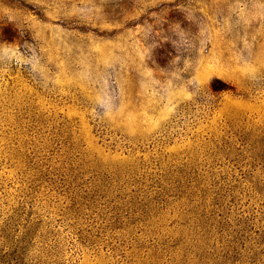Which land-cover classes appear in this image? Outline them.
I'll list each match as a JSON object with an SVG mask.
<instances>
[{"label": "rangeland", "instance_id": "1", "mask_svg": "<svg viewBox=\"0 0 264 264\" xmlns=\"http://www.w3.org/2000/svg\"><path fill=\"white\" fill-rule=\"evenodd\" d=\"M3 49L0 264H264V0H0Z\"/></svg>", "mask_w": 264, "mask_h": 264}, {"label": "clouds", "instance_id": "2", "mask_svg": "<svg viewBox=\"0 0 264 264\" xmlns=\"http://www.w3.org/2000/svg\"><path fill=\"white\" fill-rule=\"evenodd\" d=\"M180 41L184 40L181 32H177ZM0 63H23L32 70H37L40 66L38 55L33 53L27 60L21 61L19 54L12 49L0 50ZM114 85L107 79L102 78L97 82L98 91L96 93L94 104L96 111L94 117L97 119H111L113 115L119 113L120 105L118 103L120 97L118 93H113Z\"/></svg>", "mask_w": 264, "mask_h": 264}]
</instances>
